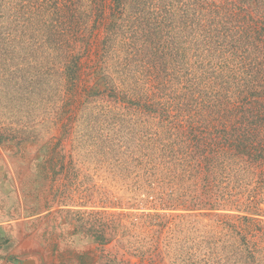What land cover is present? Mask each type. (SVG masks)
<instances>
[{
	"label": "trees",
	"instance_id": "16d2710c",
	"mask_svg": "<svg viewBox=\"0 0 264 264\" xmlns=\"http://www.w3.org/2000/svg\"><path fill=\"white\" fill-rule=\"evenodd\" d=\"M13 23L16 43L4 36ZM0 84L17 86L14 99L28 97L33 126L23 148L60 124L39 147L36 170L85 157L77 147L63 151L64 142H83L77 123L82 130L88 123V132L89 124H108L92 143L104 150L91 162L111 164L127 186L134 181L137 203L124 209L138 212L124 213L118 226L147 232L141 261L153 258L163 234L167 246L174 239L184 250L198 239L203 264L234 259L219 258L228 241L264 238V0L4 1ZM16 125L0 127L1 148L19 145L25 129ZM203 210L220 220L198 230L192 215L207 214L192 212ZM93 214L88 235L106 245L120 220ZM127 215L137 222L128 225ZM248 252L240 249L236 261L255 264Z\"/></svg>",
	"mask_w": 264,
	"mask_h": 264
},
{
	"label": "rangeland",
	"instance_id": "374dc122",
	"mask_svg": "<svg viewBox=\"0 0 264 264\" xmlns=\"http://www.w3.org/2000/svg\"><path fill=\"white\" fill-rule=\"evenodd\" d=\"M4 1L13 6L19 2L0 0V4ZM11 22L8 21L5 25L8 26ZM13 29L14 23L4 36L16 43L21 30L14 32ZM7 78L8 75L5 79L8 80ZM15 89L17 86L0 84V127L16 125L19 122L15 129H25L27 125V128H30L33 123L31 126L28 123L25 106L28 104V97L22 98L24 95H18L14 99ZM48 127L46 122L43 129ZM87 127L88 123L82 130V126L77 123L76 131L83 132L85 138L83 142L79 137L77 141L73 140L69 144L64 142L63 151L69 155V151L77 147L76 156L86 157L88 154L87 157L92 158H87L85 162H80L85 157L77 162L67 159L62 170L61 166H57L55 170H50V165L45 166L46 170H36L33 167L40 163L39 147L58 135L60 124L57 126L50 123L51 130L48 135L47 130L42 132L40 145L37 141L30 143L26 148L22 147L29 139L25 129L17 131L16 143H21L17 147H12L9 151L0 147V264H190L192 260L203 264L200 261L204 256V246L198 239L191 250H184L176 245L174 239L167 246V241H170L167 234L161 235L159 245L151 248L153 258L149 256L146 262L138 258L141 239L147 232L140 233L136 227L126 231L118 225L122 224L123 219L120 218L124 213L138 212L124 207L137 203L134 199H137L139 191L135 192L133 180H130V185L127 186L117 178L115 171L111 170V164L107 166L104 163L91 162L104 150L92 143L95 138L106 134L108 124L99 123L95 129L89 124V132ZM88 136L92 141L87 145L86 151L81 150V145ZM55 143L53 140V144ZM80 150L82 152L79 153ZM262 209L264 210V206ZM78 210L84 214H79ZM97 212L109 214L106 219L120 220L116 223V237L103 246H98L88 235L93 233L87 228L90 221L95 220L93 213ZM193 213L207 214L192 215L198 230L209 223L215 226L220 220L219 215H209V211ZM228 213L238 215L234 211ZM137 217L138 215H127L128 225L136 223ZM241 239L225 243L222 247L223 257L219 258L227 259L229 255H233L234 259L228 264H239L236 261L239 256L237 252L242 249L248 255L250 250L255 254V264H264V245L261 246L262 250H254V244L264 242V238L248 235L249 246L245 245L246 241L241 242Z\"/></svg>",
	"mask_w": 264,
	"mask_h": 264
},
{
	"label": "water",
	"instance_id": "95a60500",
	"mask_svg": "<svg viewBox=\"0 0 264 264\" xmlns=\"http://www.w3.org/2000/svg\"><path fill=\"white\" fill-rule=\"evenodd\" d=\"M28 264H32V262H29Z\"/></svg>",
	"mask_w": 264,
	"mask_h": 264
}]
</instances>
